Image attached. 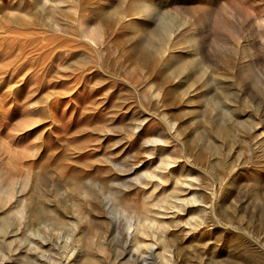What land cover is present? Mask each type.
I'll return each mask as SVG.
<instances>
[{
  "label": "rangeland",
  "instance_id": "374dc122",
  "mask_svg": "<svg viewBox=\"0 0 264 264\" xmlns=\"http://www.w3.org/2000/svg\"><path fill=\"white\" fill-rule=\"evenodd\" d=\"M0 264H264V0H0Z\"/></svg>",
  "mask_w": 264,
  "mask_h": 264
},
{
  "label": "bare ground",
  "instance_id": "6f19581e",
  "mask_svg": "<svg viewBox=\"0 0 264 264\" xmlns=\"http://www.w3.org/2000/svg\"><path fill=\"white\" fill-rule=\"evenodd\" d=\"M144 230V229H143ZM143 232H145V231H143ZM138 238V237H137ZM137 242V241H136ZM140 244V243H139ZM136 261V260H135Z\"/></svg>",
  "mask_w": 264,
  "mask_h": 264
}]
</instances>
